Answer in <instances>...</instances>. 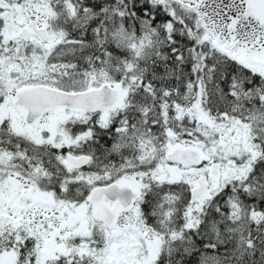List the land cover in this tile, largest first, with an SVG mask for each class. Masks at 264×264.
<instances>
[{"label": "snow or ice", "instance_id": "6c2138e0", "mask_svg": "<svg viewBox=\"0 0 264 264\" xmlns=\"http://www.w3.org/2000/svg\"><path fill=\"white\" fill-rule=\"evenodd\" d=\"M0 264H264V0H0Z\"/></svg>", "mask_w": 264, "mask_h": 264}]
</instances>
